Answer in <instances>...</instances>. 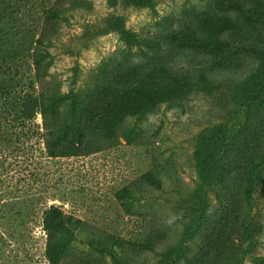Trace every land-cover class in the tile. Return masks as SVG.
Instances as JSON below:
<instances>
[{
	"label": "rangeland",
	"instance_id": "rangeland-1",
	"mask_svg": "<svg viewBox=\"0 0 264 264\" xmlns=\"http://www.w3.org/2000/svg\"><path fill=\"white\" fill-rule=\"evenodd\" d=\"M23 1L41 12L32 7L37 0ZM51 1L60 15L45 27L41 71L24 61L3 76L11 77L9 88L0 84V264H161L170 257L166 264H264V182L248 202L237 192L245 189L240 173L233 170L225 186L208 181L197 156L203 135L218 126L226 128V152L245 115L264 154V107L249 111L255 103L240 90L259 63L240 45L264 48V25L250 28L244 14L262 19L264 0H243V12L228 13L240 47L227 59L172 40L199 34L205 17L222 13L215 0ZM134 67L161 81L189 74L192 84L125 115L113 133L99 132L84 110L104 84ZM31 91L55 102L22 121V107L9 102ZM222 161L234 162L230 150ZM52 209L70 223L49 232ZM251 220L261 226L255 235L246 232ZM50 234L64 244L55 262L46 251Z\"/></svg>",
	"mask_w": 264,
	"mask_h": 264
},
{
	"label": "trees",
	"instance_id": "trees-1",
	"mask_svg": "<svg viewBox=\"0 0 264 264\" xmlns=\"http://www.w3.org/2000/svg\"><path fill=\"white\" fill-rule=\"evenodd\" d=\"M131 1L146 5L150 0ZM215 1L222 13L205 17L199 34L179 32L172 36V40L182 44V46L196 48L201 52H209L215 57H226V59L237 53L234 48L238 49L241 46L243 50L250 52L251 56L253 55V57L259 59L258 67L240 83V90L247 98L245 103H255L254 106L248 107V110L255 109L259 111L264 107V48L248 47L242 44L239 46L235 42V40L239 41V38H236L239 35V30H237L235 21L228 13L243 12L245 6L243 0ZM23 2V0H0V84L4 89L10 87L9 80H11V77L3 76L14 74L18 67L23 65L24 61H27L30 67L34 65L38 71H41V62L45 56L39 54L38 50L48 39L44 32L45 27L55 23L60 15L57 1L37 0L32 7H39L41 12L38 15L32 14L31 8L28 10L27 5H24ZM260 16L262 19L244 14L246 25L250 28L257 27L256 24L264 25V16L261 14ZM246 29L244 34L248 31ZM123 32L129 40H136L134 33L125 30ZM30 56L33 57L32 63L28 60ZM117 76L118 78L114 81L104 84L94 104L84 110V113L94 121V129L104 134L113 133L125 115L137 114L152 108L158 105L160 101L185 92L184 90L192 84L191 75L189 74L175 75L163 81L159 78L152 79L150 70H147L146 67H134ZM42 95V93L33 91L24 92L17 98L14 97L9 104L17 103V106L22 107V114L18 117L23 121L30 118L39 107L44 115L47 109H52L55 102L54 97L44 101L45 98ZM109 95L113 97L108 99ZM239 111L244 114L246 110ZM248 117V115H245L243 122L233 125V142L229 144L230 146L227 149L231 152L233 163L225 166L224 161H222L224 154L227 153V151L225 152L226 147H228L227 135L224 133L226 128L223 126L215 127L206 135H203L204 137L197 150V156L198 164L202 172L208 177H206L208 181H216L219 185L225 186L233 170H235L237 176L240 173V177L245 183V189L237 192L250 202L253 199L254 192L264 182V154H257L261 147L258 140L260 133L256 126L250 125V122L247 121ZM74 134L80 142L82 136L86 133L80 127ZM230 134L228 135L230 136ZM252 147L254 148L253 152L249 154L247 151H252ZM261 150L263 151V148ZM247 155V161L240 160V158ZM145 177L150 180L151 184L160 186V179L155 174L149 172ZM234 196V198H237L236 195ZM69 223L70 221L64 218L59 209H52L45 218L44 226L51 232L61 230ZM249 225L253 228H247L246 226L247 234L251 232L255 235V233L261 231V226L252 220ZM154 245L155 241L150 238L146 245L147 248L153 249ZM63 249V242L53 240L50 234L46 250L49 253L50 260L55 262L57 251H63ZM171 259L170 257L161 264L171 262ZM261 260H264V257H261Z\"/></svg>",
	"mask_w": 264,
	"mask_h": 264
}]
</instances>
